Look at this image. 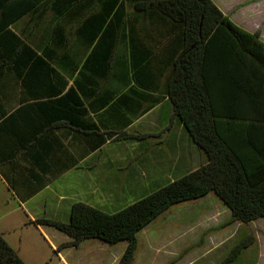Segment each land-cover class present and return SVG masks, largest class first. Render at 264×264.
I'll list each match as a JSON object with an SVG mask.
<instances>
[{"label":"crops","instance_id":"obj_1","mask_svg":"<svg viewBox=\"0 0 264 264\" xmlns=\"http://www.w3.org/2000/svg\"><path fill=\"white\" fill-rule=\"evenodd\" d=\"M99 1L44 0L6 26L0 20V233L19 254L33 230L57 254L82 248L84 241L68 245L72 237L34 221L69 222L78 202L110 209L117 195L97 189L111 173L137 194L140 186L162 187L209 161L167 93L181 36L137 12L108 49L113 14L106 17ZM213 1L264 41V0ZM225 84L217 93L218 121L236 147V93L231 113L220 92ZM244 127L253 139L264 131V123ZM94 243L92 254L100 251Z\"/></svg>","mask_w":264,"mask_h":264},{"label":"trees","instance_id":"obj_2","mask_svg":"<svg viewBox=\"0 0 264 264\" xmlns=\"http://www.w3.org/2000/svg\"><path fill=\"white\" fill-rule=\"evenodd\" d=\"M42 1L19 0L12 5L10 0H0L4 12L1 25H8L12 16ZM99 6L106 17L113 14L108 49L114 47L127 22L131 26L136 20L137 12L181 36L171 60L167 93L176 117L209 161L117 212L78 202L69 222L37 219L34 223L66 233L72 237L71 246L86 239L110 244L127 240L118 264H132L137 234L174 204L215 193L236 220L248 223L264 217V131L253 139V133L244 127L250 121L264 123V41L260 33L239 27L213 0H100ZM103 21V15L98 17L97 27ZM221 82L226 83L220 92L231 113L236 93V147L219 126L222 116L217 93ZM234 253L219 264L237 261L242 255L238 248ZM0 264H26L1 233Z\"/></svg>","mask_w":264,"mask_h":264},{"label":"rangeland","instance_id":"obj_3","mask_svg":"<svg viewBox=\"0 0 264 264\" xmlns=\"http://www.w3.org/2000/svg\"><path fill=\"white\" fill-rule=\"evenodd\" d=\"M136 154L128 160L132 171L136 168L133 164ZM110 175L112 178L98 180L97 190L100 196L117 195L116 203H112L110 209L95 205L109 213L119 211L160 187L156 184L149 188L140 186L137 190L140 193L136 194L125 181L116 178L120 173ZM135 181H140V185L145 182L143 179ZM118 185L120 188L116 189ZM32 236L35 242L31 239L20 254L26 264H64L63 258L68 264H117L128 245L127 240L110 244L88 239L82 243L83 249L66 248L65 254H57L47 247L37 231L33 230ZM137 238L138 247L132 264H219L236 254V248L242 255L228 264H264V217L248 223L236 220L215 193L170 206L147 224ZM37 239L41 242L39 246ZM93 241L100 250L94 254L88 249Z\"/></svg>","mask_w":264,"mask_h":264}]
</instances>
